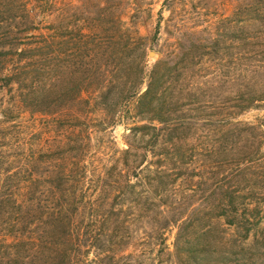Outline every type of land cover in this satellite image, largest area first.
<instances>
[{
  "label": "rangeland",
  "instance_id": "obj_1",
  "mask_svg": "<svg viewBox=\"0 0 264 264\" xmlns=\"http://www.w3.org/2000/svg\"><path fill=\"white\" fill-rule=\"evenodd\" d=\"M57 31L67 41L77 35L101 40V49L89 55L80 54L71 59L65 53L63 81L73 78L74 67L92 69L95 62H102L108 70L103 82L114 79L111 71H122L115 77L120 85L109 93L111 98H117L122 93V73L136 69L141 62L137 44L143 42L147 72L150 74L156 67L163 76L164 87L160 93H171L176 110L192 116H208L220 110L211 108L216 99L223 108L227 102L232 106V101L240 98L244 89L242 67L253 63L254 71L246 76L245 82L255 92V107L239 119L252 123L255 129L239 134L236 141H227L224 145L228 152L235 154L253 139L258 158L264 162V0H0V42L17 38L23 44L12 52L14 63L10 68L29 65L27 82H32L36 90H43L49 84L46 73L51 70L46 56L34 51L30 58L18 61L20 52ZM132 36L136 38L135 44L130 41ZM67 48L68 54H72L73 43L69 42ZM149 82L147 79L143 84V92ZM18 88L19 83L3 87L0 106L8 103ZM130 127L120 124L107 133L94 132L90 146H86L85 158L91 161L90 169H95L96 174L101 166H111L117 151L120 156V150L134 151L131 144L141 146L151 140L152 133L133 134ZM200 130L202 126L195 124L178 130L189 141L184 146L188 149L183 170L186 175L178 179L176 188L164 199L169 202L168 210L180 208L184 212V220L177 226L167 227L163 236L154 234L150 238L148 235L154 226H165L164 220L170 212L155 208L154 213L143 216L139 208L128 205L129 197H124L125 203L119 199L123 205L116 208L112 206L118 202L115 195L122 191L110 189L93 207L41 213L33 224L31 243L23 244L14 252L9 250L8 255H5L7 247L0 243V264H22L15 262L17 251L26 256V264H114L116 241L120 242L116 250L121 262L127 264L126 255L133 250L127 244H138L136 240L140 238V233L134 232L130 241L128 226L133 219H144L136 221L133 228L144 234L141 235L146 239L142 245L144 260L149 259L153 264H264V167L248 184L240 185L243 193L235 201L236 213L220 215L222 208L218 202L204 199V191L211 184L206 183V172L218 157L212 158L205 151L208 144L199 140ZM165 139L162 136L157 142L161 152ZM62 141L61 150L69 149V141L65 138ZM122 157L126 159L125 155ZM112 178L106 177L105 183L113 182ZM99 196L86 198L96 203ZM69 231L76 235L87 231L92 234L69 240L66 237ZM93 235L97 237L94 247L87 242ZM154 241L163 243L159 251L150 248Z\"/></svg>",
  "mask_w": 264,
  "mask_h": 264
},
{
  "label": "trees",
  "instance_id": "obj_2",
  "mask_svg": "<svg viewBox=\"0 0 264 264\" xmlns=\"http://www.w3.org/2000/svg\"><path fill=\"white\" fill-rule=\"evenodd\" d=\"M65 38L57 31L20 52L18 61L30 58L34 51L46 56L51 71L46 73L49 84L43 90H36L32 82H27L29 65L10 68L14 63L12 52L23 44L17 38H5L0 42V90L19 83L17 93L8 103L3 102L0 106V243L7 247L5 255L9 254V250L14 252L23 244L31 243L32 227L36 219H40L41 213L93 207L110 189L122 191V194L115 195L116 201L120 199L124 202V197H129L128 205L132 209L139 208L143 216L148 217L155 212V208L170 212V216L164 220L165 226H154L150 230V238L154 234L163 236L167 227L179 225L184 220V212L180 208L168 210L169 202L164 197L176 188L178 179L186 175L183 170L187 164L188 149L184 146L189 141L180 136L178 130L187 124L202 126L199 140L208 144L205 151L210 153V157H218V161L212 162L206 172V183L211 184L204 191V199L218 202L222 208L220 215L230 211L236 213L235 201L243 193L240 185L248 184L264 167V162L255 151L253 139L251 144L242 146L240 152L235 154L228 152L224 145L227 141H236L239 134L255 129L252 123L239 119L255 107V92L245 82L246 76L254 71L253 63L242 67L244 89L240 98L232 101V106L227 102L223 108L216 99L211 108L220 110L208 116H192L176 110L171 93H160L164 87L163 76L156 71V67L150 74L147 72V52L141 47L143 42L137 44L141 62L136 69L122 73V93L117 98H111L109 93L114 86L120 85L115 82V77L121 75L122 71H111L114 79L103 82L108 70L102 62H95L92 69L74 67L71 71L73 78L68 82L63 81L62 64L66 57L72 59L101 49L99 37L77 35L70 37L69 41ZM129 38L135 44L136 38ZM139 40L142 41V38ZM69 42L73 43L72 54H68ZM33 45L37 48H33ZM6 47L8 49L5 50ZM123 75H127V79L123 80ZM147 79L150 82L143 92L142 86ZM95 90H98L96 94L93 93ZM120 124L131 126L128 129L133 134L146 136L152 133V138L141 146L131 144L134 151L120 150V156L117 151L111 159V166H101L96 174L95 169H90L91 161L85 158L86 146H90L94 132L107 133ZM162 136L167 138L163 152L157 148ZM62 138L69 141V149L63 147L64 150H61ZM121 164L124 168H121ZM106 177H113L114 181L107 184ZM96 195H100L96 203L86 198ZM102 203L106 204L103 200ZM122 205L118 201L112 206L117 208ZM143 220H130V241L134 232H138L140 238L136 243L145 242L127 244V247L133 248L131 253L126 248L127 264H153L149 259L144 260L145 247L142 245L146 244V239L141 236L144 234L133 228L136 221ZM88 234L92 233L87 231L83 235H76L69 231L66 237L73 240ZM181 237L182 234L178 236L176 250ZM96 238L93 235L87 240L90 246H96ZM114 245L113 263L122 264L116 250L120 242L116 241ZM161 245L162 242L154 241L149 246L156 252ZM15 255V262L18 260L26 264V256H21L18 251Z\"/></svg>",
  "mask_w": 264,
  "mask_h": 264
}]
</instances>
